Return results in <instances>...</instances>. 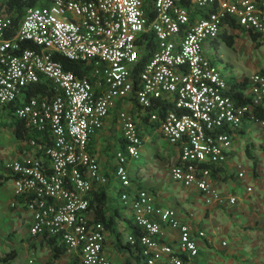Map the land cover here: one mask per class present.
<instances>
[{
	"label": "built area",
	"instance_id": "1",
	"mask_svg": "<svg viewBox=\"0 0 264 264\" xmlns=\"http://www.w3.org/2000/svg\"><path fill=\"white\" fill-rule=\"evenodd\" d=\"M4 2L0 106L20 97L14 114L41 137H30L29 152L0 164V183L11 181L10 205L22 198L31 235L55 236L65 252H77V264H111L102 251L103 223L87 213L93 181L105 180L88 143L117 100L147 112L158 134L178 146L177 160L168 166L172 180L194 186L204 203L236 201L213 184L209 167L225 160L243 120L264 126L253 114L264 105V65L246 76V100L236 102L202 47L234 28L264 47V0H46L26 5L7 35L11 19ZM149 32L152 47L135 72ZM55 53L86 64V72L78 76L64 68ZM41 78L44 92L23 98V88ZM116 118L123 146L114 151L113 173L126 187V158L138 156L141 137L128 111L118 109ZM235 173L242 176L243 169ZM118 197L139 226L137 236L127 232L126 239L138 242L144 264H183L181 254L197 253L202 231L193 232L173 209L157 205L149 191L122 189ZM162 225L175 228L176 237L165 240ZM24 264L39 263L29 256Z\"/></svg>",
	"mask_w": 264,
	"mask_h": 264
},
{
	"label": "crops",
	"instance_id": "2",
	"mask_svg": "<svg viewBox=\"0 0 264 264\" xmlns=\"http://www.w3.org/2000/svg\"><path fill=\"white\" fill-rule=\"evenodd\" d=\"M39 2L46 3V0H39ZM226 36L231 37V45L235 37L240 36L248 51L250 48L261 47L239 28H234L231 32H223L219 37L225 40ZM208 45L216 46V38L208 41ZM261 56L264 60L263 51ZM245 78L246 76H242L230 81L226 80L229 93L236 102L244 101L246 98L247 81ZM124 108L135 120V126L141 137L140 155L143 153L145 158L143 165L131 163L133 157L126 158L130 189L145 188L153 195L157 205L173 209L176 217L188 223L193 232L198 229L202 231V235L196 236L197 253L191 257H183V264H264V129L255 143L246 140L242 144L238 143L235 137L242 134L251 123L246 119L243 120L232 137L225 160L215 165L216 167L210 171L213 184L221 192L234 194L236 201L231 205L204 203L194 186H183L179 182L170 183L169 181L168 166L177 160L178 146L158 134L156 126H152L151 122L142 118L144 113L134 108L133 104L121 100L115 101L104 117L101 127L90 136L88 143L90 153L98 162L99 172L105 176L104 181H93L87 196L91 199L93 193L103 190L104 215L109 218L111 226L104 228L102 251L110 263L144 264L141 259L132 253L128 254L127 250L119 245L124 243L119 239V231L120 229L126 230L127 220L131 218L130 210L124 207L117 195V191L122 187L113 173L115 164L113 149H122L123 146L116 112ZM4 113L5 106L1 105L0 164L11 158H20L31 150L27 141L15 136L11 123H1L6 118V113ZM144 134L151 140L146 146L142 141ZM157 135L162 138L156 137ZM235 146H239L238 153L241 160L245 157L250 158L249 169L244 171L242 166L230 160ZM149 155L151 158H147ZM239 168L243 169V175L244 172H249L251 175L246 179L244 190L236 194L235 186L230 185L229 181L236 176L235 172ZM246 185L250 186V190H245ZM238 188L242 187L239 185ZM11 197L12 184L7 178L0 183V255L10 249L14 251V254L0 264H24L29 256H32L39 264L46 262L77 264V252L62 251L53 255L51 245L43 235L29 233L30 213L23 206L22 198H19L14 205H10ZM88 209L89 216L94 217L92 208L88 207ZM160 231V235L165 240L175 238L177 233L175 228L167 225H162ZM222 240L224 244L221 243ZM251 253H253V258L250 256Z\"/></svg>",
	"mask_w": 264,
	"mask_h": 264
},
{
	"label": "trees",
	"instance_id": "3",
	"mask_svg": "<svg viewBox=\"0 0 264 264\" xmlns=\"http://www.w3.org/2000/svg\"><path fill=\"white\" fill-rule=\"evenodd\" d=\"M39 3L43 4V2H39V0H6V2H4V4H3L4 11L6 10L5 12L9 15V17L11 19V24H10L9 29L6 32V35L13 33V31L16 29V26L18 25L19 19L22 15L24 7L26 5L39 4ZM149 35H150V39H151L149 41L150 42L149 45H151V46L146 45V48L144 47V50H141L140 58H139L138 63L136 64L137 66L135 68V72L137 71V68H140L143 61L147 58L148 49L152 47V44H153L152 33L151 32H149L147 34L144 33L143 37L144 38L146 37V39H147V37ZM250 37L253 38L252 35H250ZM224 41L226 42L227 45H231V43H232L231 37H228V36L225 37ZM53 58L59 60L64 68L71 69L78 76L82 75L86 72V69H87L86 64L83 65V64H81V62L67 59V58H65L62 55L57 54V53L53 54ZM45 82H46V80L44 78H41L38 81L27 85L22 90V92H23L22 97L27 98L31 95H41L46 88ZM244 100H246V98ZM20 102H21V98L17 97L14 100H12L11 102H8V103L2 105V106H5V113L6 114L5 113L4 114H5L6 118L4 120H2L1 123L2 124H4L5 122L11 123L13 125L14 134L19 139H23L25 141H28V139L30 137H33L34 139L40 138L41 134L39 131H36L30 127L25 126L23 120L14 114V107L17 106ZM147 114H148L147 112L144 113V116H142V118H146ZM253 114H254L255 118L264 120V106H262V105L255 106V108L253 109ZM151 124H152V126L155 127L156 123H151ZM35 154L43 157V154L40 151H36ZM217 164H220V163L210 165V167H209L210 171L212 170V168L216 167L215 165H217ZM229 174H231V172H229ZM128 177H129V175H128ZM139 188L145 189L143 187H139ZM122 189H125V190L130 189V182L126 187H122L121 189H119L117 191V195L119 194V191H121ZM104 204H105V196H104L102 189L98 192L93 193V196L91 197V199L88 198V207H91L92 210L94 211V215H93L94 217L93 218L101 221L103 223L104 228H105V226L110 227L111 224H109V222H110L109 218L105 217V215H104ZM228 205H230V204H228ZM124 207H126V206H124ZM130 216H131V213H130ZM127 222L128 223H126V227H125L127 232L134 234V236H137L139 226L134 224V222L132 221V218L127 220ZM43 237L50 243L51 249L53 251V255L58 253V252L64 251V246L57 241L58 239L55 236L46 237L43 235ZM119 245L121 246V248H125L127 250L128 254L132 253V254H134L135 257H137L138 259H141V261H143L141 255L139 254L140 246H139L138 242L130 244L129 241L127 239H125L124 243H122V244L120 243ZM13 254H14V251H12V249L4 252L3 254L0 255V262H5L9 258H11L13 256ZM181 257L183 258L184 255L181 254Z\"/></svg>",
	"mask_w": 264,
	"mask_h": 264
},
{
	"label": "rangeland",
	"instance_id": "4",
	"mask_svg": "<svg viewBox=\"0 0 264 264\" xmlns=\"http://www.w3.org/2000/svg\"><path fill=\"white\" fill-rule=\"evenodd\" d=\"M211 39H206L203 42L202 53L206 56L219 70L225 80L230 81L236 77L248 76V74L258 66L264 65V60L262 59L261 52L263 51L264 47H257V48H248L244 43L243 39L240 36H236L234 39L233 45H227L219 36L216 37L217 45H208V41ZM246 47V48H245ZM247 49V51H246ZM247 85V82H246ZM125 109V108H124ZM259 123L257 121H251V123L244 129L242 134L236 136L235 139L238 143H243L244 140L255 143L261 137V132L264 129L263 126H258ZM156 137H161L157 135ZM162 138V137H161ZM143 144L146 146L149 142H151L150 137L146 136L145 134L142 135ZM115 143V142H114ZM113 143V144H114ZM141 145H139L138 156L131 159V163L135 164H144V155L143 153L140 155ZM255 146V144H254ZM256 149H258L256 147ZM239 146H235L234 154L230 158L235 164L238 163V166H242L244 171L245 169H249L250 166V158L245 157L244 160H241L239 157L240 154L238 153ZM115 149H113L114 154ZM147 158H151V156H147ZM114 159V158H113ZM130 161V160H129ZM130 164V162L128 163ZM169 175V174H168ZM249 172H244L242 177L233 176L229 183L232 186H235V192L240 193L244 190V185L246 183V179L250 177ZM170 183H175L169 176ZM242 188H238V186ZM127 230L120 229L119 231V239L121 242H124L126 239ZM124 251V249H123ZM126 251H124L125 253ZM251 258H253V253H251Z\"/></svg>",
	"mask_w": 264,
	"mask_h": 264
}]
</instances>
